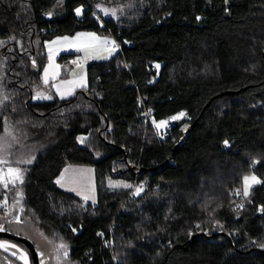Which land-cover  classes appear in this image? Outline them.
Masks as SVG:
<instances>
[{
    "label": "trees",
    "instance_id": "obj_1",
    "mask_svg": "<svg viewBox=\"0 0 264 264\" xmlns=\"http://www.w3.org/2000/svg\"><path fill=\"white\" fill-rule=\"evenodd\" d=\"M96 1L0 0V213L8 195L11 218L66 246L61 264H264V0H136L120 21ZM88 30L122 51L89 62L71 97L34 100L47 40ZM149 107L183 113L165 139ZM67 164L145 187L84 203L55 183Z\"/></svg>",
    "mask_w": 264,
    "mask_h": 264
},
{
    "label": "rangeland",
    "instance_id": "obj_2",
    "mask_svg": "<svg viewBox=\"0 0 264 264\" xmlns=\"http://www.w3.org/2000/svg\"><path fill=\"white\" fill-rule=\"evenodd\" d=\"M126 2L124 0H97L93 3V8L101 18L104 17L106 19L107 17H111L114 20L120 21L125 18L129 14L130 9L137 4L136 0H133L131 4H128L129 0H127ZM78 9H80V12H82L85 10V7H79ZM102 24L106 25L104 20L102 21ZM113 39H115V37L111 32H108L106 34L95 30H88L79 31L78 33H75L73 35L66 34L55 36L51 39H48L47 42L50 40L54 42L50 45V51L52 53L56 52L57 49L64 47L63 51L65 50L70 52V50H76L77 55H80V59L83 60L87 59V57H90V55L92 56V53L96 55V59H106L110 58L118 50L116 48L108 47V42L112 41ZM6 42L7 40H0V46L4 45ZM174 117L180 118L181 113H178L168 119H163L162 121L155 122L154 125L157 127L159 135L168 125L175 122L176 119H174ZM139 169L140 168H138V170ZM0 177H2L3 179L6 177L5 171L1 169V167ZM246 177H255L256 180L260 182V178L256 174H250ZM99 182L100 189L103 193H114L122 191H127L130 193L131 186L133 185L134 188L136 184V182L134 183V181L126 180L124 178H114L109 176L108 174H101L99 176ZM140 183H137L138 186H140ZM256 184V182L250 179L247 192H249L252 186ZM144 187L145 183L136 194L142 191ZM12 210L13 205L9 207V211L3 210V212L0 213V229L11 231L32 241L38 251L40 264H61L60 258L66 256L68 254V250H64L62 247H57V244L47 238L36 225L29 221H24L21 218L20 213L16 218H11L10 214L12 213ZM2 240H7L5 242H9L7 243L9 247L7 248V250L3 247H0V264H24L25 259H22L21 257L24 256L23 254H28L27 252L29 251L23 245L10 238H5ZM12 245H15V247H11ZM25 250H27V252ZM13 253H15V255H13ZM29 254L32 258L31 251L29 252ZM32 263L34 264L33 259Z\"/></svg>",
    "mask_w": 264,
    "mask_h": 264
},
{
    "label": "crops",
    "instance_id": "obj_3",
    "mask_svg": "<svg viewBox=\"0 0 264 264\" xmlns=\"http://www.w3.org/2000/svg\"><path fill=\"white\" fill-rule=\"evenodd\" d=\"M53 43L52 40L46 42L48 58L41 75L46 87L35 90L33 98L37 101L53 100L55 96L60 99L71 97L78 88L88 85L87 64L94 60H101L96 59L97 57L92 51V56L90 55L84 60L80 59V55H77L76 50L63 51L64 47L52 53L50 45ZM65 52L74 54L61 59L60 56ZM47 97H51V99ZM58 180L60 183H57ZM55 183L59 188L78 195L84 203L98 202L100 185L97 168L93 165L67 164L62 173L55 179ZM2 239L5 238H0L1 242L7 241ZM25 251L27 252V250ZM27 253L24 264H32L31 255L29 252ZM23 255L25 256V254Z\"/></svg>",
    "mask_w": 264,
    "mask_h": 264
},
{
    "label": "built area",
    "instance_id": "obj_4",
    "mask_svg": "<svg viewBox=\"0 0 264 264\" xmlns=\"http://www.w3.org/2000/svg\"><path fill=\"white\" fill-rule=\"evenodd\" d=\"M108 47L109 48H116L118 49L119 51H122V48H121V45L120 43L117 42L116 39H113L112 41H109L108 42ZM156 65L158 64H155L153 65V67L155 69H157V71L159 70V68L156 67ZM159 72V71H158ZM157 79V76L156 77H153L151 78V82H154L155 80ZM142 99V98H141ZM154 109L149 107V108H146L144 110V112H142V117H143V120L145 122L146 125H150V124H155V122L157 121L156 120V116L154 114ZM153 124V125H154ZM173 132V124L172 125H168L162 132H161V137L162 139H165L167 136H169L171 133ZM187 134V131L185 132V134L181 137L180 139V142H183L184 141V138H185V135ZM144 185V183H140V186H138V184L136 183L135 186H134V189L132 191V194L134 193H137L141 188L142 186ZM9 207H10V204H9V199H8V196H6L3 200V203H2V208L4 211H9ZM74 229H77V227H74ZM115 229H116V222H114L111 227L109 228V235L107 236L106 233L104 232H101L100 235L102 236V238L104 239V242L106 243L107 246L109 247H113L114 245V241H115V238H114V233H115ZM109 237V239H107Z\"/></svg>",
    "mask_w": 264,
    "mask_h": 264
},
{
    "label": "snow or ice",
    "instance_id": "obj_5",
    "mask_svg": "<svg viewBox=\"0 0 264 264\" xmlns=\"http://www.w3.org/2000/svg\"><path fill=\"white\" fill-rule=\"evenodd\" d=\"M76 11L79 14L81 10L80 9H77ZM156 67L159 68L160 66L159 65H156ZM45 82H47V81H45ZM38 98H40V97H38ZM47 98L48 99H51V97H47ZM5 99H7V97H5ZM182 115H183V113H181V116ZM178 118L179 117H174V119H178ZM162 123H164V122H162ZM81 142H83V138H81ZM227 143H228V141H225V144H227ZM4 162L6 163V161H4ZM21 176H22V174L18 170H13L11 168L8 169V177L11 179V181H12L13 184H15L16 180L21 179ZM250 179L252 181L256 182V183H259V181L256 180L255 177H251V178L245 177L244 178V182H245V193L244 194L245 195L248 194L247 188H248L249 180ZM0 182H3L5 188L8 186V181L7 180H4L3 178H0ZM21 182H22V179H21ZM57 183H60V181L58 180ZM262 210H264V209H262ZM2 230L3 229H0V231H2ZM0 247H3V248H5L7 250V248L9 247V245H7L6 242H0ZM11 247H15V245H12ZM61 247H66V246L65 245H61ZM13 255H15V253H13ZM25 257H26V254H25V256H22L21 258L23 259Z\"/></svg>",
    "mask_w": 264,
    "mask_h": 264
},
{
    "label": "water",
    "instance_id": "obj_6",
    "mask_svg": "<svg viewBox=\"0 0 264 264\" xmlns=\"http://www.w3.org/2000/svg\"><path fill=\"white\" fill-rule=\"evenodd\" d=\"M0 236H6L8 238H13V239H16L19 241H23L29 247V249L31 251L34 264H40L38 251L36 249L35 244L32 241H30L29 239H27L21 235H17L11 231H8V230L0 231Z\"/></svg>",
    "mask_w": 264,
    "mask_h": 264
},
{
    "label": "bare ground",
    "instance_id": "obj_7",
    "mask_svg": "<svg viewBox=\"0 0 264 264\" xmlns=\"http://www.w3.org/2000/svg\"><path fill=\"white\" fill-rule=\"evenodd\" d=\"M143 183V182H142ZM134 189V188H133ZM133 189H132V191H133ZM131 194H132V192H131ZM76 232L78 231L77 229H74ZM115 234V233H114Z\"/></svg>",
    "mask_w": 264,
    "mask_h": 264
}]
</instances>
